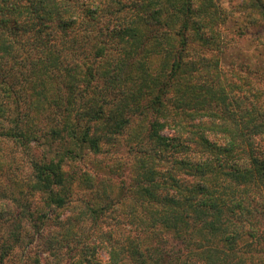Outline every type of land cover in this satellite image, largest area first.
I'll return each instance as SVG.
<instances>
[{"label": "trees", "instance_id": "trees-1", "mask_svg": "<svg viewBox=\"0 0 264 264\" xmlns=\"http://www.w3.org/2000/svg\"><path fill=\"white\" fill-rule=\"evenodd\" d=\"M229 11L257 24L264 0H0V139L42 147L26 185L41 199L0 218V264L25 222L48 255L33 264H264V82L220 66ZM110 146L131 158L128 188L113 189L123 162L94 159L113 176L84 171L94 199L52 218L74 193L66 164ZM110 202L137 234L77 248Z\"/></svg>", "mask_w": 264, "mask_h": 264}, {"label": "rangeland", "instance_id": "rangeland-1", "mask_svg": "<svg viewBox=\"0 0 264 264\" xmlns=\"http://www.w3.org/2000/svg\"><path fill=\"white\" fill-rule=\"evenodd\" d=\"M223 6L228 8V0H223ZM229 16L230 18L221 26L224 38L230 39L221 54L220 66L222 70L228 78H231V75L233 77H235L234 75L248 76V80L259 77L258 80L264 82V21H260L257 24L245 25L246 22L243 20L246 19L240 14L235 13V15H232L229 11ZM261 87L264 88V85ZM164 132L165 134L170 133L168 129L164 130ZM257 143L264 148V140L257 139ZM0 146V212H3L4 215H0V218L6 220L9 214L13 212V207L17 203L16 199L20 200L22 204L30 203V209L34 211L41 199L39 192L27 190L26 185L32 178L30 160L32 157H39L42 147H36L30 144V149H28L14 144L9 140L2 139H0ZM110 147L108 149L112 152L111 159H108L110 153H103L96 156L93 152L85 149L84 152L86 154L82 159L70 161L66 164L65 169L77 175L76 183L72 187L74 193L71 201L65 207L58 209L56 212L53 211L50 214L52 218L57 214H60V218H73L81 211V208L86 202H91L92 198L94 199L96 193L93 185L89 187L85 182H82L81 178L78 179L84 171L97 172L101 176H113L109 173L108 169H104L100 165H94L92 162L94 159H102V166L114 160L123 162L120 169L123 170L124 175L119 174L116 176L114 174L112 179L114 181L113 189L117 192L122 183L128 188L127 185L129 186L130 180L126 176H128L129 170L131 169V166H129V160L131 158L126 153L124 146L117 148ZM13 198H15V201ZM113 203H109L105 217L98 218L97 221L91 218L83 221L81 227L84 231L76 236V240H79L77 248L88 244V242L93 241L95 238L99 239L98 232L100 231L111 232L112 236L116 238L115 240L119 242H122L126 236H135L137 234L138 227H135L136 223H131L132 218L127 213L129 210L120 206V204L115 205ZM5 216L7 217L4 218ZM79 224L80 222L76 223V225ZM25 226L32 233L28 237L26 232L22 230L25 242H22L14 249L7 264H33L34 257L40 258L42 256L44 258L48 256L41 249V236H36V233H33L34 227L32 223L25 222ZM57 228L58 226L56 227L55 222L52 221L43 230L44 232H53L58 230ZM2 231L3 229L0 227V234ZM65 250L66 248L63 247L60 252L63 253ZM72 250L70 251V256L74 255L75 250ZM100 256L103 261L106 259L103 251L100 253ZM64 261L67 262V259Z\"/></svg>", "mask_w": 264, "mask_h": 264}]
</instances>
